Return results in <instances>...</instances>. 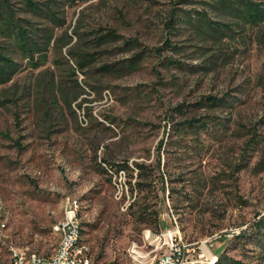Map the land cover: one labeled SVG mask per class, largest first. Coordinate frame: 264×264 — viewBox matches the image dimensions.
<instances>
[{"label": "rangeland", "instance_id": "obj_1", "mask_svg": "<svg viewBox=\"0 0 264 264\" xmlns=\"http://www.w3.org/2000/svg\"><path fill=\"white\" fill-rule=\"evenodd\" d=\"M201 7L184 0L65 7V25L54 35L77 31L72 47L58 57L50 49L44 66L24 65L0 87L2 264L10 263L13 247L50 256L58 245L53 225L67 203L78 205L92 264H134L130 243L148 251L158 244L142 246L150 230L164 238L170 228L195 258H208L206 249L216 261L223 254L241 264H264L252 243L235 241L251 236L264 218V25L228 44L226 58L204 72L205 58L193 53L187 34L165 32L172 10ZM167 40L180 50L167 48ZM70 49L94 61L80 70ZM105 65L108 73L101 70ZM53 78L69 94L81 86L80 107L79 100L70 109L60 98L54 104L44 93ZM37 80L40 109L26 92ZM209 96L232 106L206 107L201 102ZM193 119L207 131L181 133ZM136 164L147 175L142 192ZM133 202L158 213L157 228L152 217L148 225L137 223Z\"/></svg>", "mask_w": 264, "mask_h": 264}, {"label": "trees", "instance_id": "obj_2", "mask_svg": "<svg viewBox=\"0 0 264 264\" xmlns=\"http://www.w3.org/2000/svg\"><path fill=\"white\" fill-rule=\"evenodd\" d=\"M94 0H0V87L10 83L14 76L20 71L22 66L31 69H38L44 66L48 60V53L50 49L59 53L64 48H71L73 37L79 34L73 30V34L69 35L64 31L62 35L55 36L54 31L57 28H62L65 25V7L77 6L85 4ZM189 1L192 5H201V9L197 10H172L166 20L165 32L170 36L180 37L187 34L189 40L194 42L192 47L193 53L199 57H204L206 67H201L204 72L212 73L219 61L226 58L225 49L228 44L235 43L245 31L252 28H259L264 25V0H184ZM110 32L107 36L97 38L98 42L113 36ZM167 48L172 50H180L166 41ZM217 49L215 54L210 51ZM69 58L74 59L76 67L80 70L89 66L94 57L84 50L72 51L68 50ZM138 57V55H137ZM170 64L174 62L168 60ZM53 63H59L55 58ZM130 69L136 67V61H130ZM179 66V64H177ZM103 72H109L107 65L102 66ZM40 81L37 80L34 88L26 91L30 97L33 98L35 108L40 109V103L43 99L39 96ZM44 93H48L52 97V101L56 105L60 98L69 109L73 103L80 107L82 89L79 84H76L74 93L69 94L54 82H46ZM48 90V92H47ZM206 107H231L232 102L225 99H218L215 97H206L202 102ZM181 133L188 129L197 132L207 131L206 124L197 120L187 121L181 125ZM158 165H160V158H158ZM119 168H125L120 166ZM139 170L136 175V184L139 191H143L145 184L141 180L147 177L142 172L144 166L136 164ZM120 169V170H121ZM138 202H133L131 209L135 206L139 208L137 220L140 225H148L150 217L157 228L158 213L156 211H149L148 207L138 206ZM236 242H250L259 249V260H264V218L259 219L251 230V236L242 234L237 236ZM242 244V245H244ZM244 247V246H243ZM215 264H241L240 262L228 258L221 254Z\"/></svg>", "mask_w": 264, "mask_h": 264}, {"label": "built area", "instance_id": "obj_3", "mask_svg": "<svg viewBox=\"0 0 264 264\" xmlns=\"http://www.w3.org/2000/svg\"><path fill=\"white\" fill-rule=\"evenodd\" d=\"M71 211V226L66 230L61 231L60 251L58 256H51L44 261H36V252L30 251L27 248H15L13 247V253H10L9 264H72V261H66L63 259V250H72V253L79 254L84 253L85 250H78V247H72V239L74 230V222L72 221ZM54 226V225H53ZM57 228V227H56ZM151 242H158V246L162 247V254L158 257H143L141 252H132V245L139 244L137 242H131L130 247L127 248V256L131 262H140L142 260H149V264H207L208 258L202 260L203 255H198V258L194 257L195 250L189 249L188 246L182 240L176 238L172 233V228L167 229V234L164 238H155L150 230L149 242L143 243L142 246H149ZM215 258V256H213ZM0 264H2L0 262ZM92 264L91 259L88 263Z\"/></svg>", "mask_w": 264, "mask_h": 264}, {"label": "bare ground", "instance_id": "obj_4", "mask_svg": "<svg viewBox=\"0 0 264 264\" xmlns=\"http://www.w3.org/2000/svg\"><path fill=\"white\" fill-rule=\"evenodd\" d=\"M72 207H73L72 221L74 222V230H76V232H73L72 247H78V250H85V245L82 243V226H81L80 218H78V211H79L78 205L74 203H67L63 218L59 222H57L53 227L54 232L58 235V245L56 249L50 256H46V257L36 253V261H44V259H47L51 256L59 255L60 242H61V231L60 230H66L70 228ZM152 244H150V246H152ZM137 245L136 244L132 245V252H141V254H143V257H158L160 254H162V247H159L158 244L155 245L154 248H151L150 250L145 251V252L141 251ZM86 251H87V248H86ZM204 251H205V254L208 256V264H214V262L216 261V258H213V256H211L210 253L206 249ZM11 253H13V250L11 251ZM63 259L66 261H72V264H85V263H88L90 260L87 255V252L74 254L72 253V250H63ZM133 263L134 264H149V260H142L140 262H133Z\"/></svg>", "mask_w": 264, "mask_h": 264}]
</instances>
